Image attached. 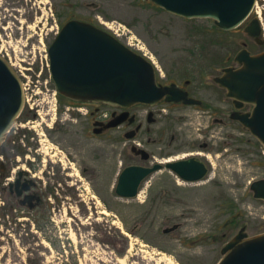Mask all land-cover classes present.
<instances>
[{"label":"rangeland","instance_id":"374dc122","mask_svg":"<svg viewBox=\"0 0 264 264\" xmlns=\"http://www.w3.org/2000/svg\"><path fill=\"white\" fill-rule=\"evenodd\" d=\"M254 19L262 24L264 43V0H257L250 18L230 32L218 29L211 19L172 15L149 0H0V56L18 74L27 94L18 122L35 123L26 118L33 111L43 119L51 117L50 127L56 125L62 97L51 78L49 47L68 21L87 22L107 31L103 21L120 26L119 41L149 59L157 72L181 82L193 81L192 89L198 90L204 107L189 110L177 126L186 131L190 147L202 143L203 131L215 128L223 133L235 131L239 140L230 148L236 150L234 158L215 157L203 181L179 182L161 171L142 185L137 198L122 199L115 187L121 164L130 156L104 139L91 135L88 139L77 130L79 135L73 137L43 136L48 186L55 193L53 187L59 189L55 199L49 195L48 202L53 207L51 200L58 199L61 205L50 213L43 234H32L27 221L20 222L17 232L16 223L24 217L16 220L11 213H0V264H218L223 247L242 228L250 237L263 234L264 201L255 199L250 188L264 179L263 147L240 123L227 120L230 126L226 127L208 119L222 107L232 108L226 91L213 83L215 72L237 69L235 58L244 48L252 55L264 53V44L258 45L245 31ZM93 108L84 107L83 113ZM164 109L170 113L169 107ZM170 124L166 120L160 127L164 130ZM49 130L44 127L45 132ZM223 138L217 134L215 150L225 152ZM193 151L199 150L183 153ZM72 165L76 170L68 168ZM85 166L95 173L94 179L82 173ZM59 170L64 180L57 184L52 178Z\"/></svg>","mask_w":264,"mask_h":264},{"label":"water","instance_id":"95a60500","mask_svg":"<svg viewBox=\"0 0 264 264\" xmlns=\"http://www.w3.org/2000/svg\"><path fill=\"white\" fill-rule=\"evenodd\" d=\"M164 11L185 19H211L217 28L232 31L251 16L257 0H149ZM251 37L262 35L258 19L246 27ZM51 78L57 93L74 102L102 104L131 109L138 105L156 107L163 101L199 105L200 101L175 84H158L154 64L144 55L121 43L110 33L87 22L71 20L56 36L48 50ZM239 68H226L215 82L227 90L237 110L254 106L252 113L236 112L238 121L255 137L264 151V53L251 55L242 50L235 58ZM25 97L21 81L0 57V144L22 112ZM128 115L125 113V116ZM118 123L110 124L115 127ZM188 183L204 180L205 164L195 158L167 164ZM161 169L130 166L120 173L115 194L122 199L138 197L140 187ZM253 196L264 201V179L251 185ZM178 226L166 230L175 231ZM218 264H264V233L250 237L242 228L222 249Z\"/></svg>","mask_w":264,"mask_h":264},{"label":"flooded vegetation","instance_id":"af4514ba","mask_svg":"<svg viewBox=\"0 0 264 264\" xmlns=\"http://www.w3.org/2000/svg\"><path fill=\"white\" fill-rule=\"evenodd\" d=\"M250 38L258 45L264 44L261 41V37ZM242 43L244 44V42ZM243 50L247 49L244 48ZM250 54L252 55L251 52ZM224 69L226 68L222 69L220 75H217L220 71L217 70L215 72L216 76L213 77V83L221 90L226 91L227 95V90L220 87L215 82L217 77L223 75ZM158 71L157 79L160 86L169 87L175 84L182 91L186 92L189 98L200 101V104L186 105L183 102L168 103L163 101L154 108L138 105L127 110L101 104L74 102L61 98L59 104L61 118L60 120L58 119L57 123H54L56 124L54 127H50L49 123H47L49 120L52 121V118L48 117L43 119L40 112L32 113L33 111H30L26 114V118L32 119V121L35 122L32 125H29V120L28 123H22L16 120L14 125L6 133L3 142L0 144V213L2 215H4V213H11L16 220L22 216L24 217L23 219H19V222L16 223L15 229L17 232L19 231L18 226L20 222L27 221L28 223L26 225L29 227L32 234H43L48 225L50 213H54L61 205V201L58 199L51 200L54 204L53 207H51L48 202L49 195L51 197H53L54 194L58 195L59 189L54 186L53 188L57 191L55 193L53 189L51 188L52 190H50L48 186L49 177L46 171L48 160L46 156L48 155V151L45 144L46 142H44L46 140L43 139V136L47 138L49 135L58 133L73 137L78 136V132H82L85 133V137L86 135L89 136L88 139H90L91 136L104 139L114 145V149L119 150L122 155L131 157L130 161L125 160L122 162V171L130 166L150 169L156 165H161V169L157 172L168 171L175 176L179 182L184 183L188 182H185L174 169L167 168V164L186 161L191 158L198 159L205 164L207 174L204 179H206L210 175L211 169L214 167L212 160L215 157H222L223 160L234 158L236 150L233 149L231 152L230 148L231 146L234 147L235 143L239 140L235 135V131H230L228 129L223 133V131H217L214 126L215 129L213 130L203 131V135H201V140H203L202 143L196 142L190 147L186 131L181 130V128L178 129L177 126L178 123L185 120L186 116L189 114L187 113L189 110L193 108H203L204 102L197 98L198 90L195 88L192 89V80L186 79L184 82H181L174 80L172 77H167L161 70ZM201 71L202 69H200L199 72ZM205 79L206 78L203 77L202 82ZM227 100L231 102L232 108L230 111L222 107L218 110V114H215L216 117H207L208 119L211 118L214 125L229 127L230 124L227 120L233 123H239L232 119V116L236 112L246 114L252 113L254 109L253 105L244 104L240 110H237L234 100L228 97ZM61 103L65 105L64 110L61 108ZM90 106L94 107L93 110L88 111L87 115L83 113V108ZM205 106L213 110L210 106ZM166 107L170 109L169 114L165 112L166 109L164 108ZM144 109L148 110L147 114L143 113ZM49 111L50 107L48 115L50 114ZM125 113L128 115L125 116ZM55 115H57V113ZM39 119H42V122L37 126L36 122ZM166 120L171 124L167 129L162 130L160 124ZM113 123H118V125L109 127V125ZM44 127H49L51 130L45 132ZM82 129L83 131H81ZM75 130L78 132H75ZM217 134H221L222 138L223 136L226 137V141H223V147H226L224 148L225 152H223V148L221 150L214 149V146L219 145L215 139L217 138ZM189 149L199 151L186 154L183 153ZM50 161L51 163L57 162V160L54 159H50ZM59 162L63 165L61 159H59ZM68 168L70 170H76L73 165ZM65 169L66 168L63 167V170ZM82 173H85L86 177L91 180L95 177V173H93L92 169L86 166ZM63 175V171L61 172L59 170L56 177L52 178L53 182L57 184L62 182L64 180ZM67 175L71 177L73 174L67 173ZM150 177H148V179ZM80 179L82 180V178ZM53 198L55 199V197Z\"/></svg>","mask_w":264,"mask_h":264},{"label":"bare ground","instance_id":"6f19581e","mask_svg":"<svg viewBox=\"0 0 264 264\" xmlns=\"http://www.w3.org/2000/svg\"><path fill=\"white\" fill-rule=\"evenodd\" d=\"M101 22H103V21H101ZM104 24H105L107 27H109L111 30H113V31H118L119 28H120V26L117 27V25H112V24H110V23L108 24V23L104 22ZM24 91H25V89H24ZM26 100H27V94H26ZM102 213H103V214H107L106 211H103Z\"/></svg>","mask_w":264,"mask_h":264}]
</instances>
